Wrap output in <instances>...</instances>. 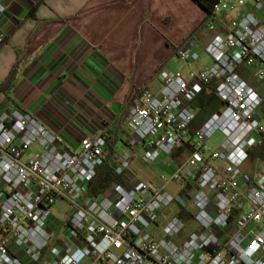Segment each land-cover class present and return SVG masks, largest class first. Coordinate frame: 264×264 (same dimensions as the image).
<instances>
[{"label":"built area","instance_id":"2783aa9c","mask_svg":"<svg viewBox=\"0 0 264 264\" xmlns=\"http://www.w3.org/2000/svg\"><path fill=\"white\" fill-rule=\"evenodd\" d=\"M203 25L212 40L201 48L187 38L181 70H160L159 96L144 92L131 108L128 151L108 161L120 178L110 196L86 197L107 158L104 137L72 149L33 114L0 110V264H264V160L255 177L244 171L264 140V92L252 85L264 87V0H219ZM203 53L212 64L195 69ZM205 89L222 106L191 133ZM216 133L224 140L211 148ZM185 144L190 156L160 175L161 188L131 172L134 148L150 164ZM172 183L179 195L166 190ZM59 201L72 209L65 220L53 211ZM175 202L193 203L198 226L179 244L177 218L162 237L150 232Z\"/></svg>","mask_w":264,"mask_h":264},{"label":"crops","instance_id":"0c3cea01","mask_svg":"<svg viewBox=\"0 0 264 264\" xmlns=\"http://www.w3.org/2000/svg\"><path fill=\"white\" fill-rule=\"evenodd\" d=\"M2 1L0 83L17 63L19 68L9 99L0 92V110L33 114L72 149L85 137L102 136L108 161L128 151L133 105L144 92L159 96L158 72L181 70L176 50L191 36L201 48L214 36L203 25L206 13L192 0ZM252 85L264 92L262 85ZM133 152L131 167L144 150ZM168 157L166 167L174 172L181 164ZM260 166L245 164L251 177ZM195 212L193 203L175 202L150 232L162 237L177 218L185 225L172 238L179 244L198 230ZM61 215V220L68 216Z\"/></svg>","mask_w":264,"mask_h":264},{"label":"trees","instance_id":"16d2710c","mask_svg":"<svg viewBox=\"0 0 264 264\" xmlns=\"http://www.w3.org/2000/svg\"><path fill=\"white\" fill-rule=\"evenodd\" d=\"M197 6H199L206 16L213 14L214 7L219 0H192ZM19 63L9 73L7 79L0 83V92H2L7 99L8 91L16 81L18 75ZM222 106V103L215 97V95L209 90L205 89L201 92L198 98L193 102V107L197 111L195 119L190 127L191 133H194L199 127L208 120L215 112H217ZM191 154L190 144L180 146L172 153V158L175 162L183 164L186 162ZM264 160V140L260 145L251 148L248 151V163L251 166ZM120 182V178L114 173L109 165L108 160H105L104 164L97 169L96 177L90 182L88 187L87 198L97 199L105 191ZM184 215V210L181 212V217Z\"/></svg>","mask_w":264,"mask_h":264},{"label":"rangeland","instance_id":"374dc122","mask_svg":"<svg viewBox=\"0 0 264 264\" xmlns=\"http://www.w3.org/2000/svg\"><path fill=\"white\" fill-rule=\"evenodd\" d=\"M212 64L211 59L206 53H203L201 56V59L195 64L194 68L195 69H202L205 66H209ZM224 140V136L221 133H216L213 138L208 142V145L211 148H219L221 143ZM141 157H139L134 164L132 165L131 169L138 174L140 180L144 182H151L154 185H156L158 188H161L164 183L160 179V175L162 173H172L166 167V163L169 161V157L166 154H161L158 158V160L155 163H150V164H144L141 160ZM244 171L249 172V169L244 166ZM181 185L177 183H172L168 185L166 190L172 194L176 195L178 191L181 189ZM106 195L110 196L111 191L109 190ZM53 211L56 214L57 217L62 216L61 214H68L70 215L72 213V209L68 204L65 202L59 201L57 204L54 205Z\"/></svg>","mask_w":264,"mask_h":264}]
</instances>
